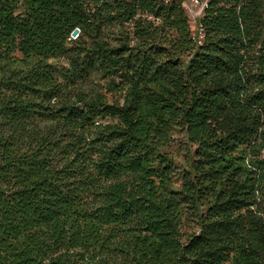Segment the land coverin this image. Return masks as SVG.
<instances>
[{
  "label": "trees",
  "instance_id": "trees-1",
  "mask_svg": "<svg viewBox=\"0 0 264 264\" xmlns=\"http://www.w3.org/2000/svg\"><path fill=\"white\" fill-rule=\"evenodd\" d=\"M199 23L179 0H0V264H264V0Z\"/></svg>",
  "mask_w": 264,
  "mask_h": 264
},
{
  "label": "rangeland",
  "instance_id": "rangeland-1",
  "mask_svg": "<svg viewBox=\"0 0 264 264\" xmlns=\"http://www.w3.org/2000/svg\"><path fill=\"white\" fill-rule=\"evenodd\" d=\"M184 12L188 18L190 30L195 39L201 40L197 31V24L200 20L194 21L192 15L184 8ZM128 30V31H127ZM130 33V27L122 28L115 24L105 29L104 38L111 46H119L121 43L126 42V33ZM133 45L134 43L131 42ZM193 147L187 142L184 132L179 127H174L170 135V141L165 147L166 155L171 158L172 174L170 176L169 187L173 190H180L181 183L185 173L190 170V163L192 160ZM182 226L181 233L182 239L186 236L198 231L197 218L193 214L192 209L186 205L182 206ZM204 211V208L202 207ZM193 214V215H192Z\"/></svg>",
  "mask_w": 264,
  "mask_h": 264
},
{
  "label": "built area",
  "instance_id": "built-area-1",
  "mask_svg": "<svg viewBox=\"0 0 264 264\" xmlns=\"http://www.w3.org/2000/svg\"><path fill=\"white\" fill-rule=\"evenodd\" d=\"M150 1H160L163 3L171 2L172 0H150ZM186 10L192 15L194 21L201 18L204 14L205 8L208 6V0H179ZM197 31L200 37L203 36V29L201 24L198 22Z\"/></svg>",
  "mask_w": 264,
  "mask_h": 264
}]
</instances>
